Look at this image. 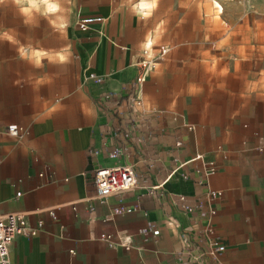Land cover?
<instances>
[{
	"label": "crops",
	"instance_id": "0c3cea01",
	"mask_svg": "<svg viewBox=\"0 0 264 264\" xmlns=\"http://www.w3.org/2000/svg\"><path fill=\"white\" fill-rule=\"evenodd\" d=\"M89 15L103 19L79 29ZM223 23L206 0H0V215L19 212L37 229L14 237L11 261L178 264L182 237L198 252L211 224L225 250L190 264H264V232L248 212L264 192V23L244 26L229 47L217 45ZM158 45L168 51L131 108L137 62ZM112 147L137 186L101 201L93 172L113 163ZM211 160L216 197L197 183ZM180 196L203 206L185 211ZM116 205L132 210L112 214ZM103 232L129 236V248L108 246Z\"/></svg>",
	"mask_w": 264,
	"mask_h": 264
},
{
	"label": "built area",
	"instance_id": "2783aa9c",
	"mask_svg": "<svg viewBox=\"0 0 264 264\" xmlns=\"http://www.w3.org/2000/svg\"><path fill=\"white\" fill-rule=\"evenodd\" d=\"M103 18L99 15L79 16L76 24L81 30H85L89 24L93 22L101 21ZM168 48L165 45H158L156 51L153 54L150 46H146L143 49V56L138 60V71L136 76L130 85V91L125 98L127 106L139 107L141 105V99L137 95L138 86L144 81L147 71L156 67L159 60L165 56ZM90 78H94L95 81H103V76L94 72L88 74ZM104 99L107 102H117L119 96L114 92H105ZM188 129H193V125H187ZM5 131L13 136H20L19 129L16 124H9L5 127ZM176 145H180L179 141H176ZM96 152V151H95ZM120 154V148L112 147L108 152V158L113 161L110 165H99L93 172V184L95 194L94 197L106 201L109 197L117 194L124 193L128 190L134 189L137 186V181L134 174V169L131 164L122 163L117 161ZM196 158H200V155H196ZM216 166L214 161H204L200 168H198L197 183L204 185L208 197H216L221 195L220 190H214L209 187L208 178L214 173ZM182 201V208L185 211H191L194 207L201 208L203 206L202 201L195 205H190L184 201L183 196H180ZM132 208L124 207L122 205H116L112 208V214L127 213ZM209 214L215 213L214 209L209 208ZM150 228H142L140 232H147ZM152 234H158V229L152 227L150 229ZM37 233V229L28 226L25 223L24 216L19 212H10L0 215V264H19L18 262L11 261L9 257V246L12 243L16 235H23L25 237H32ZM215 230L211 224H206L199 235L198 241L202 243L204 239H207L206 245L200 244L198 246V252L195 250L191 242L188 240V236L182 237V247L177 252L176 258L178 264H190L196 259H200L203 256L214 257L217 253L225 250V245L220 243L214 236ZM98 239L104 241L108 246H114L117 242L118 245L129 248V242L131 241L129 236L121 235L120 233H100Z\"/></svg>",
	"mask_w": 264,
	"mask_h": 264
},
{
	"label": "rangeland",
	"instance_id": "374dc122",
	"mask_svg": "<svg viewBox=\"0 0 264 264\" xmlns=\"http://www.w3.org/2000/svg\"><path fill=\"white\" fill-rule=\"evenodd\" d=\"M207 6L213 10L216 23L223 26V22L228 23V34L219 42L218 46L229 47L235 44V41L241 40V29L252 23H264V0H259L257 5L247 4L248 0H217L222 6V12L213 5L212 0H206ZM254 8V9H253ZM262 9L260 12L256 9ZM240 31V32H239ZM243 33V32H242ZM238 37V38H236ZM261 69L264 70V62L261 63ZM258 208H250L248 210L251 215L260 222V231L264 232V192L261 193Z\"/></svg>",
	"mask_w": 264,
	"mask_h": 264
},
{
	"label": "bare ground",
	"instance_id": "6f19581e",
	"mask_svg": "<svg viewBox=\"0 0 264 264\" xmlns=\"http://www.w3.org/2000/svg\"><path fill=\"white\" fill-rule=\"evenodd\" d=\"M213 5L218 9V11L222 10L221 4L217 0H212Z\"/></svg>",
	"mask_w": 264,
	"mask_h": 264
}]
</instances>
